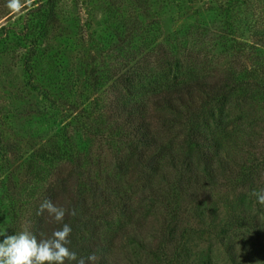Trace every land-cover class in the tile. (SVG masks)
<instances>
[{
  "label": "rangeland",
  "instance_id": "374dc122",
  "mask_svg": "<svg viewBox=\"0 0 264 264\" xmlns=\"http://www.w3.org/2000/svg\"><path fill=\"white\" fill-rule=\"evenodd\" d=\"M39 2L20 0L13 11L8 0H0V233L30 232L31 210L55 180L60 163L77 177L71 180L87 205L102 207L100 215L104 211L94 223L110 240L107 264H155L168 258L170 264H200L204 258L211 264H264V205L251 195L264 189V161L259 172L253 171L258 175L251 187L204 190L198 198H206L197 199L204 203V221L189 209L169 237L160 227L168 214L165 203L141 196L140 177L147 168L126 183L117 164L122 157L129 164L123 153L130 143L120 131L104 135L111 105L120 98L139 99L150 91L147 81L223 74L228 68L223 65L237 58L243 60L239 65H251V79L225 105L235 127L252 139L245 154L262 159L264 0H54L40 38L28 22ZM234 46L243 52L236 53ZM28 47L43 53L37 54L33 74L23 62ZM123 73L132 79L131 92ZM179 130V124L162 127L160 135L181 149ZM105 174L120 179L114 183L117 190L100 191ZM232 215L256 223L236 221L224 232ZM137 219L145 222L137 224Z\"/></svg>",
  "mask_w": 264,
  "mask_h": 264
},
{
  "label": "trees",
  "instance_id": "16d2710c",
  "mask_svg": "<svg viewBox=\"0 0 264 264\" xmlns=\"http://www.w3.org/2000/svg\"><path fill=\"white\" fill-rule=\"evenodd\" d=\"M32 11L28 19L30 29L35 37L40 38L46 29L45 24L53 14L54 0H40ZM234 48L236 53L243 52L238 46ZM37 54L43 53L40 54L34 48L28 47L24 56L25 70L32 74L40 58ZM142 56L147 59V56ZM49 57L47 64L50 63ZM241 61L236 58L226 62L223 66L228 68L223 74L207 71L193 77H183L181 80L163 78L160 83H152L154 80L147 81L150 87L148 93L139 99H117V105H111L109 108L111 116H108L106 129L109 130L104 135L111 131L116 133L120 131L130 143V149L123 153L130 161L129 166L122 157L117 164V170L118 172L119 168L120 171L123 170L121 172L125 174L128 183V178L133 177L134 172L147 168L145 171L142 169L143 175L140 177L143 186L141 196L162 199L161 201L165 203L168 214L167 217L160 219V227L169 237L174 236L179 230L180 218L182 219V215L186 216L189 209L199 220L204 221V203L201 200L197 201L202 199L198 196L204 190L206 192L215 190L220 185L247 183L251 187L255 184L254 176L258 175L264 156L259 161L249 159V142L252 139L248 134L242 133L240 127H235L236 121L228 117L227 110L230 105H225L232 92L242 89L251 79L252 69H248L251 65L247 63L239 65ZM262 63L264 64V61ZM212 68L217 69L215 66ZM127 75L123 73L120 76L124 77V84L131 92L133 83L131 78H125ZM47 78L50 79V75ZM26 83L34 85L28 78ZM110 119L112 123H109ZM175 124H179L182 128L184 145H181V149H175L170 142L166 143L169 139L168 135L165 137L160 135L162 127ZM246 152L249 153L245 154ZM121 163L125 165L121 167ZM57 166L54 172L55 180L51 182L38 206L31 210L28 230L39 240L42 233L44 237H48L54 230L62 227V224L56 223L46 213L37 215V210L45 199H50L54 204L69 210L75 209L77 214L75 216L66 214L63 221L73 230L68 247L82 257L95 253L97 257L95 264H107L108 257L105 253L110 248V240L101 236L100 225L94 223V216L100 215L102 207L91 209L87 205V199L80 194L79 187L77 189L74 187L71 177L76 181L77 177L63 169H67V166L60 163ZM256 170L258 172H253ZM121 181L124 184V180ZM118 182H120L118 178L111 179L108 174L102 175L100 191L117 190L119 187L114 183L118 184ZM103 213L104 211L100 217H103ZM232 216L225 220L222 229L224 232L236 221L256 223V220H251L249 217ZM138 222L145 221L139 219L137 224ZM178 253L179 250L170 256L171 259L177 260ZM169 260L170 258L160 263L157 261L155 264H166V262L170 264L171 260L170 262ZM200 262V264H211L210 259L206 258Z\"/></svg>",
  "mask_w": 264,
  "mask_h": 264
},
{
  "label": "clouds",
  "instance_id": "9594fccd",
  "mask_svg": "<svg viewBox=\"0 0 264 264\" xmlns=\"http://www.w3.org/2000/svg\"><path fill=\"white\" fill-rule=\"evenodd\" d=\"M8 7L18 11L21 7L20 0H8ZM251 195L264 205V189L253 190ZM47 214L62 227L54 230L50 236L44 237L43 233L38 240L29 231H21L16 234L0 233L3 240L0 241V264H95L96 254L87 257L78 256L68 245L72 227L63 223L65 215L75 216V209H67L54 204L50 199H45L37 210V215Z\"/></svg>",
  "mask_w": 264,
  "mask_h": 264
}]
</instances>
